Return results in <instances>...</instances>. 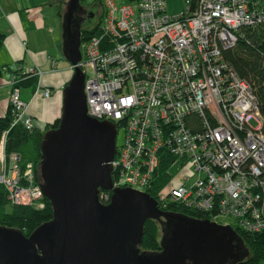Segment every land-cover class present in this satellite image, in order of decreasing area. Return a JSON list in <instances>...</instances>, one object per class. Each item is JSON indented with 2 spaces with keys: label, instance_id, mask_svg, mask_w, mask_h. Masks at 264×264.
Here are the masks:
<instances>
[{
  "label": "built area",
  "instance_id": "built-area-1",
  "mask_svg": "<svg viewBox=\"0 0 264 264\" xmlns=\"http://www.w3.org/2000/svg\"><path fill=\"white\" fill-rule=\"evenodd\" d=\"M103 6L102 22L80 44L75 66L85 76L87 114L123 129L110 162L113 186L145 192L166 149L183 174L171 175L159 190L163 207L170 200L218 224L263 230L262 118L249 82L223 51L235 45L241 27L264 22V0H183L175 16L167 13L165 0H103ZM17 83L9 81L13 124L21 120L31 130ZM5 138L6 131L0 138V183L8 199L43 208L33 166L22 170L18 154H6ZM108 191H98L103 204ZM229 216L234 224L220 220Z\"/></svg>",
  "mask_w": 264,
  "mask_h": 264
},
{
  "label": "water",
  "instance_id": "water-1",
  "mask_svg": "<svg viewBox=\"0 0 264 264\" xmlns=\"http://www.w3.org/2000/svg\"><path fill=\"white\" fill-rule=\"evenodd\" d=\"M63 48L73 75L62 91L59 123L43 133L37 173L52 219L29 235L0 225V264H235L248 256L230 225L163 211L147 192L114 187L115 125L86 111L81 29L68 27L80 0H66ZM92 16V15H91ZM111 191L103 204L98 189ZM159 222L160 252L140 251L146 219ZM242 244V255L237 244ZM188 260V263H185Z\"/></svg>",
  "mask_w": 264,
  "mask_h": 264
},
{
  "label": "trees",
  "instance_id": "trees-1",
  "mask_svg": "<svg viewBox=\"0 0 264 264\" xmlns=\"http://www.w3.org/2000/svg\"><path fill=\"white\" fill-rule=\"evenodd\" d=\"M65 1L54 0L58 5L59 13L62 11ZM100 4L102 6L100 22L93 27L82 29L81 42L97 32L105 13L103 3L101 2ZM3 39L4 35L0 33V47ZM223 56L237 74L249 82L261 114V131L264 133V22L255 26L241 27L237 42L233 47L224 50ZM1 72L2 67L0 66V76ZM35 81V77H29L24 80L18 79L17 86L20 87L24 83L28 86H35ZM13 119L10 105H8L6 113L0 116V138L2 133L6 131L5 152L7 155L11 153L18 154L22 170L27 165H32L35 180L39 184L37 169L41 161L40 142L46 130L58 125L59 118L49 123L42 131L34 126L31 130H27L21 120L13 124ZM115 127H118V125ZM175 157L166 149L160 151V160L154 174V180L151 186L145 189V192L157 200L158 208L163 211L171 210L191 217L208 219L210 217L209 214L197 209L187 208L178 202L168 200L164 207L161 205L157 194L171 178L169 169L175 162ZM108 193L110 196L111 192L108 191ZM43 202L44 206L40 209L35 208L33 205L13 204L8 199L7 193L0 183V225L19 229L24 235H29L41 224L52 219L50 202L46 197H43ZM160 229L161 227L157 220L150 218L145 220L140 238V251L155 253L159 250ZM233 229L241 237L245 248L248 250V256L235 264H261L264 261V229L258 232H247L238 227H233Z\"/></svg>",
  "mask_w": 264,
  "mask_h": 264
},
{
  "label": "crops",
  "instance_id": "crops-1",
  "mask_svg": "<svg viewBox=\"0 0 264 264\" xmlns=\"http://www.w3.org/2000/svg\"><path fill=\"white\" fill-rule=\"evenodd\" d=\"M61 12L54 0H0V116L9 105V81L35 77V86L24 83L20 98L25 114L41 131L61 115L62 91L73 75L65 57ZM39 69L41 74L28 72ZM41 88H49L48 97Z\"/></svg>",
  "mask_w": 264,
  "mask_h": 264
},
{
  "label": "rangeland",
  "instance_id": "rangeland-1",
  "mask_svg": "<svg viewBox=\"0 0 264 264\" xmlns=\"http://www.w3.org/2000/svg\"><path fill=\"white\" fill-rule=\"evenodd\" d=\"M117 5H120L122 3H125L128 0H113ZM103 3V0H81V5L86 7L89 12L93 13V17L89 18L88 21L84 22L83 28H90L96 25L100 19L101 16V10L102 6L100 3ZM166 2V11L169 15L175 16L177 15L180 11L183 10V0H165ZM64 13H65V6H63L62 11H61V28L63 27V19H64ZM63 29V28H62ZM252 124H255L254 121L251 122ZM122 137H123V129L119 128L117 131L116 135V144L119 145L122 142ZM23 161V159H22ZM171 175L173 178H176L183 174V169L175 163L173 164L170 169H169ZM224 224H234L235 219L233 217H222L220 219ZM261 264H264V261L261 262Z\"/></svg>",
  "mask_w": 264,
  "mask_h": 264
},
{
  "label": "flooded vegetation",
  "instance_id": "flooded-vegetation-1",
  "mask_svg": "<svg viewBox=\"0 0 264 264\" xmlns=\"http://www.w3.org/2000/svg\"><path fill=\"white\" fill-rule=\"evenodd\" d=\"M80 5H81V2H80ZM91 17H93V13L89 12L88 9H86V7H84V5L83 6L81 5V7L76 12H74V17H73V19H71L70 26L68 27L69 31L73 32L75 27H79L82 31L83 26H84L83 25L84 22L88 21L89 18H91ZM99 190H100V188L98 189V191ZM168 211L170 212L171 210H168ZM171 212H173V211H171ZM161 237H162V232L160 233L159 241H160ZM159 245H160V243H159ZM237 247H238L237 254L242 255L243 250H244L242 244H239V242H238ZM160 251H161V248H159V250H157L156 252H160ZM185 263H188V260H185Z\"/></svg>",
  "mask_w": 264,
  "mask_h": 264
}]
</instances>
